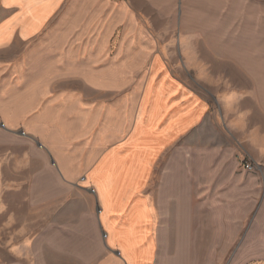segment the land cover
<instances>
[{"label":"crops","instance_id":"0c3cea01","mask_svg":"<svg viewBox=\"0 0 264 264\" xmlns=\"http://www.w3.org/2000/svg\"><path fill=\"white\" fill-rule=\"evenodd\" d=\"M77 5L90 6L83 28L71 27ZM252 5L253 0H0V149L23 148L30 165L38 166L19 178L35 182L32 188L40 193L31 195L80 192L96 198L105 249L97 264H152L156 212L142 195L145 182L160 158L163 196H177V182L179 196H187L188 132L207 108L186 85L187 55L213 44L220 57L209 67H225L221 57L234 51L230 45H250ZM258 7L264 13V0ZM157 15L179 28L157 31ZM144 69L149 74L142 90ZM246 92L245 99L259 97L254 112L264 137V70L254 92ZM203 144L201 139L191 148ZM184 210L180 205L178 211Z\"/></svg>","mask_w":264,"mask_h":264},{"label":"rangeland","instance_id":"374dc122","mask_svg":"<svg viewBox=\"0 0 264 264\" xmlns=\"http://www.w3.org/2000/svg\"><path fill=\"white\" fill-rule=\"evenodd\" d=\"M258 3L253 0L250 45L244 40L230 45L234 51L221 57L225 67H209L220 57L213 44L187 55L186 85L207 108L202 122L188 132L187 196H179V182L173 185L177 196H163L160 158L145 182L142 195L156 212L152 264H264V137L254 112L259 97L243 95L250 87L254 92L264 70V13ZM88 7H75L71 27H84ZM159 16L157 31L171 24L179 28L177 21ZM198 61L208 67H197ZM140 72L143 90L149 69ZM201 139L202 148H191ZM30 162L23 148L0 149V264H97L105 249L96 198L80 192L31 195L40 193L32 188L35 182L19 179L38 167Z\"/></svg>","mask_w":264,"mask_h":264},{"label":"built area","instance_id":"2783aa9c","mask_svg":"<svg viewBox=\"0 0 264 264\" xmlns=\"http://www.w3.org/2000/svg\"><path fill=\"white\" fill-rule=\"evenodd\" d=\"M247 168H248L249 170H252V169H253V167H252L251 165H248Z\"/></svg>","mask_w":264,"mask_h":264},{"label":"water","instance_id":"95a60500","mask_svg":"<svg viewBox=\"0 0 264 264\" xmlns=\"http://www.w3.org/2000/svg\"><path fill=\"white\" fill-rule=\"evenodd\" d=\"M104 236H105V234H104Z\"/></svg>","mask_w":264,"mask_h":264}]
</instances>
